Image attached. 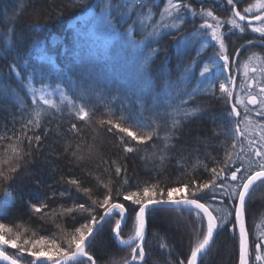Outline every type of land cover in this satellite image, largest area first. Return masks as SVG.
I'll return each mask as SVG.
<instances>
[{"label":"snow or ice","instance_id":"snow-or-ice-1","mask_svg":"<svg viewBox=\"0 0 264 264\" xmlns=\"http://www.w3.org/2000/svg\"><path fill=\"white\" fill-rule=\"evenodd\" d=\"M64 2L73 8L82 7L81 0ZM150 2L151 0H131L130 3L128 0H94V4L88 5L101 9L100 19L106 29L120 36L127 45L133 49L149 48L144 62L137 67V81L143 87L134 93L141 113H151L148 123L134 122L123 111L117 115L111 105L117 101L122 109L124 105V100L117 94L106 105V111L95 119L96 135L104 138L112 136L123 154L134 153L138 150L137 145L153 140L154 136L159 138L160 117L163 114L171 121L169 135L165 137L166 152L169 148L167 140L181 130L183 123L200 118L209 107L188 106L189 101L203 91L210 97L223 101L227 109L221 117L230 125L227 132L224 131L225 126H219V132L213 131L215 137L225 136L221 141L224 145L223 156L213 157L211 167L207 163L201 164L197 159L194 167L202 166L207 178L193 175L187 181H177L174 186L169 181L162 183L157 179L154 182L137 183L132 188L126 164L111 157L105 158L92 150L85 155L80 152L79 143L74 148L67 139L68 136H81L79 122L92 125L96 117V105L87 102L77 105L57 84L54 91L59 94L61 101L68 100L71 105L68 126L62 130L63 109L50 98L53 95L48 91L50 85L44 83L45 65L51 63V57L44 54L47 42L35 40L32 48L41 52L39 65L31 63L23 51H17L13 62L8 65L10 74L15 73L21 78L22 86L27 87L32 103L30 111L25 109L27 116L21 113L19 120L15 115L12 116L11 128L7 123L0 125V264H101L100 255L93 249L105 226H108L110 241L121 250L128 249L119 260L110 261L109 264H148V215L156 209L188 212L192 217L189 225L193 234L190 251L186 256L178 258L175 264H203L204 257L208 255L215 237L221 231L238 234V264H250L252 252L245 222L246 205L255 186L264 185V55L253 52L248 58L249 61L253 57L261 61L259 68L250 69L251 76L248 62L243 64L245 80L239 87L245 92L244 98L236 91L237 73L233 66L239 67L241 49L247 51L249 47L257 45L264 47V0H255L242 9L238 6L239 0H226L231 11L227 18L215 15L208 8L201 7L197 12L185 0H166L163 9L154 13L149 7ZM29 7L35 22L30 23L28 28L37 34L43 32L54 16L62 15L65 10L62 6L52 8L44 0H35ZM24 11L21 7L17 14L23 15ZM189 13L193 18L200 16L202 23L186 35L183 29L188 22ZM156 15L159 16L158 20L154 18ZM254 21L258 22V26ZM125 24L128 27L120 33L117 25L123 27ZM138 26L142 29L138 33L141 35L139 41L134 36ZM249 29L252 33H258V37L245 39L240 47L230 52V35H236L237 32L244 34ZM14 35V28H9L7 34L0 39V47L8 55L17 47ZM165 37H172L177 49L184 47L187 50L188 43L195 44L198 38L200 46L195 49L196 56L185 67L180 80L170 82L163 92L152 95L148 89L146 65L152 57L165 53L164 46L160 44ZM209 38L213 42L214 55L201 67V53L208 47ZM153 44L155 47H151ZM197 67L200 68L199 77L202 80L189 91L183 85L189 78H196L194 69ZM257 72L260 78H257ZM209 74L216 78L202 89L201 83L209 80ZM36 78H39L41 84L39 88L33 86ZM80 79L82 83L77 87L84 95L98 91V83L93 85L90 79ZM68 83L71 84V81ZM8 91L7 88H0V93ZM210 119L215 123L217 117L212 116ZM53 120H58L55 135L65 140L63 153L56 158L66 156L76 164L92 161V166L83 168V176L80 177L61 175L57 183L67 185L62 190L46 185L48 190L41 191L40 186L46 182L39 174L33 177V195L26 207L32 216L45 223L50 222L56 231L49 235L32 231L28 235L29 230L23 225L5 221L8 220L12 206L21 201L18 194L14 195L19 192L16 181L21 179V174L27 171L29 165L35 164L34 154L45 155V162L51 155V152L45 153V148L50 147L46 145V141L52 133ZM17 123L19 128L16 127ZM241 124L244 125L243 128ZM97 156L98 159L95 158ZM123 159L124 156L119 158ZM165 159L164 154L159 156L161 165ZM177 193L182 195H175ZM60 201L59 209L51 208L50 202ZM68 201H71L70 205ZM130 208L134 213L133 228L125 236L122 225L128 223ZM252 243L255 245V260H264V255H261L264 233ZM159 248L171 255L164 237H159ZM7 249H15L16 252L9 253Z\"/></svg>","mask_w":264,"mask_h":264},{"label":"trees","instance_id":"trees-1","mask_svg":"<svg viewBox=\"0 0 264 264\" xmlns=\"http://www.w3.org/2000/svg\"><path fill=\"white\" fill-rule=\"evenodd\" d=\"M163 1L151 0L149 7L157 10ZM199 1L200 5L197 4ZM34 2L35 0H0V39L7 34L9 28H14L15 35L13 39L17 45L11 55H8L0 47V88L9 89L6 93H0V125L7 123L8 127L11 128L12 116L15 115L17 120H19L21 113L27 116L28 112L25 109L27 108L30 111L32 103L27 87L22 86L21 78L17 77L15 73L10 74L8 65L13 62L17 51L26 52V58L30 59L31 63L39 65L41 63L39 59L41 52L33 49L32 44L35 40L46 41L44 54L51 57V63L45 65L46 76L44 83L48 81L60 84L77 105L84 102L96 105V117H94L92 125L88 126L83 122H79V126L82 129L81 136L67 137L72 142L74 148L79 143L80 152L85 155H88L89 151L92 150L99 155H103L105 158L111 157L126 164L132 188L137 183L145 181L154 182L157 179L161 180L162 183L169 181L171 182V186H174L177 181H187L193 175L207 178V173L204 172L202 166H194L197 164L198 159L201 164L207 163L211 167L213 157L223 156L224 145L221 141L225 139V136H213L214 130L220 131L219 126H225V132L230 127L228 122L221 118L227 110L223 101H218L201 91L193 100L189 101L188 106L208 105L209 107L200 115V118L183 123L181 130L177 131L175 135L171 136V139L167 140L169 148L166 152L164 151L165 137L169 135L168 129L171 121L167 116L162 114L160 117L159 138L154 136L153 140L137 145L138 150L136 152L123 154L117 148L116 141L112 136L104 138L103 136L96 135L95 119L106 111V105L109 104L112 96L117 94H119L121 100H124L123 109L118 101L111 105L112 110L117 115L123 111L134 122L148 123L151 113H141L136 104V96L134 94L139 89L135 88L136 85L132 81L125 83L127 86H124L120 80L121 71L118 69V66L112 68L105 66L103 61L97 62L92 60L91 65L88 64L86 67L82 62V55L78 56L75 54L76 49L77 51L83 49L87 43L86 38L80 37L78 33L81 31L84 33V24L88 22L81 19V15L91 8L88 5L94 4V0H81V8L68 6L64 0H44V3L52 8L62 6L65 10L62 15L54 16L50 24L40 34L34 33L28 28L30 23L35 22L32 10L29 7ZM128 2L130 3L131 0H128ZM185 2L191 3L197 12H199L198 8L203 7L212 9L214 14L221 18H227L231 15L230 6L227 5L226 0H185ZM254 2L255 0H239L238 6L242 9ZM21 7L25 11L23 15H18L17 12ZM189 15L192 19L188 20L183 29L186 35L193 32L202 23L200 16L193 18L191 14ZM254 24L258 26V22H254ZM227 27L225 26V28ZM258 35V33H252L250 29L244 34L237 32L236 35H230V52L240 47L245 39H256ZM109 37L110 35L100 39L98 36V40L103 41ZM199 39L197 43L189 46L187 50L184 48L176 49L172 37H165L160 41V44L165 48V53H162L158 57H152L147 61L146 65L147 80L149 81L148 89L152 95L163 92L170 82L175 83L180 80L184 74L185 67L189 66L191 59L196 56L195 49L200 46ZM109 42L112 43L110 40ZM212 44L213 42H210L209 38L208 47L204 48L201 53L203 57V60L200 61L201 67L203 63L208 62L209 58L214 55ZM151 47H155V45H151ZM143 50L145 52L149 48L146 47ZM253 52H256L258 55H264V47L257 45L256 47H249L247 51L241 49L242 54L238 59L239 67L233 66L234 71L237 73L236 80L238 87L236 91L242 98L245 97V92L241 90L239 85L245 80L244 62H248L249 64V76L252 75L250 69L252 67L259 68L261 63L255 57L250 61L248 60ZM101 53L108 54L104 50H101ZM107 59H109V56ZM91 67H110V69H94L91 71ZM85 69L91 71V74L88 73L92 75L90 76L92 78L88 79H95V81L98 80L101 83L100 85L98 84V91L89 95H84L77 86L73 85L78 82L82 83L81 77L86 79L83 72ZM199 70V67L194 69L196 78H189L184 82L183 86L187 87L189 91L197 87V84L202 80L199 77ZM107 73H110V75L99 76ZM256 75L257 78H260L259 72ZM215 78V76L209 74V80H203L201 88H206L210 80H214ZM35 81L39 82V78H36ZM68 81H71V84ZM80 97L83 98L81 99ZM57 104L64 112L62 118L63 130L68 126L70 119L68 111L71 106L64 102ZM241 112L243 113V109H241ZM212 116L217 117L215 123L210 119ZM57 122L58 120L52 121V133L49 134L46 141V145L50 147L45 148V153L51 152V155L48 156L47 162H45V155L34 154L36 155L35 164L29 165L27 171L21 174V179L16 181L19 192L14 193V195L18 194L21 197V201L12 206L8 220L5 221H13L23 225L24 228L29 230L28 235L32 231L44 235H49L56 231L50 222L45 223L43 220L32 216L26 207L27 201L33 195V177L39 174L46 182V184L40 186L41 191L48 190L46 185H52L57 190H62L67 185L57 183L61 175L67 177L72 174L80 177L83 176V172L81 171L83 168L92 166V161L76 164L75 162H70V159L66 156H61L59 159L56 158L57 155L63 153L65 147L64 138L55 135V125ZM16 127H20L19 123L16 124ZM243 127L244 125L241 124V128ZM132 130L136 131L135 128ZM205 140L208 142H200ZM133 143L135 144V142ZM161 154L166 156L163 165L159 161ZM121 156H124L123 160H119ZM95 158L98 159V156ZM175 195L180 196L182 194L177 193ZM61 202H50V206L51 208L59 209V203ZM68 204L70 205L71 201H68ZM128 215V223L123 227L125 236L133 228L134 213L131 208ZM191 220L192 217H190L188 212H177L171 209H156L149 213L147 222L148 264H165V261H168V264H175L178 258H182L189 253L190 244L193 241L192 230L189 226ZM70 222L68 221V223ZM245 222L249 232V247L252 252L250 264H264V260H255V245L252 243L261 233H264V185L255 186V191L251 193V198L246 205ZM159 237H164L165 242L171 249V255L159 248ZM7 251L9 253L16 252L15 249H7ZM93 251L100 255L101 264H109L110 261L119 260L120 256L127 252L128 249L121 250L116 247L109 239L108 226H105V230L98 237ZM261 255H264V249L261 250ZM238 259V234L233 235L231 231H221L215 237V242L211 246L208 255L204 257L203 264H237Z\"/></svg>","mask_w":264,"mask_h":264},{"label":"rangeland","instance_id":"rangeland-1","mask_svg":"<svg viewBox=\"0 0 264 264\" xmlns=\"http://www.w3.org/2000/svg\"><path fill=\"white\" fill-rule=\"evenodd\" d=\"M165 3H166V0L162 2V4L159 6L157 10L151 8L152 11L154 13H158V11L163 9ZM100 17H101V9L99 8L94 9L93 7H91L84 14L81 15V19H84V21L86 20L88 23L84 24V27H83L84 33L81 31L78 34L80 35V37L86 38L87 43L85 47H83V49H80L79 51H77L76 49L75 54H77L78 56L82 55V62L86 65V67L88 64L91 65L92 60L97 61V62L103 61L105 66H110L112 68H114L115 66H118V69L121 71L120 80L124 84V86H127L125 85V83H129L132 81V83L136 85L135 88L140 90L143 84L137 81V67L141 63L144 62V57L147 55L149 50H145L144 52L143 49L146 47H143L141 49H133L131 46L127 45L126 41L121 39L120 36L106 29ZM154 18L158 20L159 16L156 15ZM148 23H151V21H149ZM117 27L119 29V32L123 33L124 30L128 27V25L125 24L123 27H120L119 25H117ZM140 32H142V29H140L138 26L137 32L134 33L135 39L137 41L141 39V35L138 34ZM109 35L110 37L103 41L98 40L99 38L103 39L104 36L108 37ZM109 40L112 41V43H110ZM145 43L147 44V41H145ZM173 44L175 45L174 42ZM191 45H193V43L189 42L187 45V48ZM181 48H184V47H181ZM101 50H104V52L108 54L101 53ZM108 56H109V59H107ZM110 67H91L90 70L91 71L94 69L106 70V69H110ZM90 70L85 69L86 72L83 71L86 79L92 78L90 77L92 76L90 75L91 74ZM109 75L110 73L99 75V76L104 77V76H109ZM25 79H26V76H25ZM38 83L39 82H36L35 79L33 80L34 87L36 88L41 87V84H38ZM90 83H92L93 85L97 83L99 85L101 84L98 80L95 81V79H90ZM45 84L50 85V87L48 88V91L53 93V95L50 97L51 99H53L56 103L64 102V103H67L69 106H71L68 100L61 101L59 94L54 91L57 85L56 83H53V82L50 83L47 81ZM79 84L80 82H78L77 84H73V85L77 86ZM61 87L65 90L63 86ZM139 90H136V92H139ZM65 93L67 95L66 90H65Z\"/></svg>","mask_w":264,"mask_h":264},{"label":"flooded vegetation","instance_id":"flooded-vegetation-1","mask_svg":"<svg viewBox=\"0 0 264 264\" xmlns=\"http://www.w3.org/2000/svg\"><path fill=\"white\" fill-rule=\"evenodd\" d=\"M197 4L200 5V1H199V3H197ZM198 7H201V6H198ZM198 9L200 10L201 8H198ZM189 14H190V13H189ZM189 14L187 15V21L192 19V18L190 17ZM253 23H254V22H253Z\"/></svg>","mask_w":264,"mask_h":264},{"label":"water","instance_id":"water-1","mask_svg":"<svg viewBox=\"0 0 264 264\" xmlns=\"http://www.w3.org/2000/svg\"><path fill=\"white\" fill-rule=\"evenodd\" d=\"M255 22V21H254ZM124 227V225H122V228ZM238 264V263H237Z\"/></svg>","mask_w":264,"mask_h":264}]
</instances>
